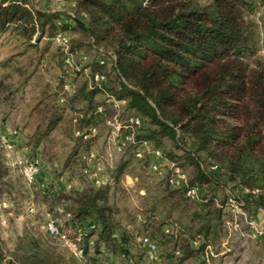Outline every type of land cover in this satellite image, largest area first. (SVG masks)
<instances>
[{
  "label": "trees",
  "instance_id": "16d2710c",
  "mask_svg": "<svg viewBox=\"0 0 264 264\" xmlns=\"http://www.w3.org/2000/svg\"><path fill=\"white\" fill-rule=\"evenodd\" d=\"M47 2L46 8H39L40 0H0V51L7 42L24 44L15 54L0 53L3 117L14 107L17 93L31 82L25 73L33 62L21 64L18 55L32 48L30 45L40 40L46 27L53 40L59 30L67 34L73 31L82 39L69 34L72 52L75 44L85 40L95 57L99 50L110 51L116 55V62L107 59L98 64L94 58L79 69L64 65L77 80L73 92L64 90V83L60 94L53 96H48L49 89L55 90L52 84L38 87L34 102L26 108L25 125L35 123L25 134L28 148L39 147L52 132L67 129L65 134L61 132L66 137L71 128L75 132L94 125L98 130V120L119 118L107 112L110 105L114 107V100L123 101L128 116L137 115L143 121L134 143L148 142L167 162L191 168V177L184 172L186 185L199 186L201 193L200 200L193 201L185 195V185L172 187L169 177L173 168L166 165L164 176L151 173L163 178L172 189L166 188L160 195V202L170 203V207L164 208L165 212L157 208L158 198L149 199V205L139 207V220L131 216L134 219L124 223L118 206L124 187L116 173L110 174L111 183L96 185L83 171L82 154L97 150L94 143L98 131L86 140L70 136L63 157L59 151H48L49 157L43 160L57 173L62 172L63 179L74 177L82 184L65 194L61 206L65 217L69 213L68 224L75 230L85 229L79 241L82 255L87 256L91 248L88 264H96L104 253L128 257L133 263V250L139 255L146 252L138 240L145 235L157 241L162 257L172 264L204 255L207 245H215L213 232L222 217V205L212 196L213 185L220 186L225 179L226 184L235 183L243 190L257 189L262 192L259 199L264 201V58L259 55L264 0H63L64 8L75 3L76 16L66 25L56 23L67 16L65 10L56 9V0ZM98 71L107 78L114 77L109 89L104 87L108 79L94 81L93 74ZM98 93H104L106 99L97 100ZM57 99L62 102L56 103ZM107 101L111 103L102 112H94L96 106ZM16 130L18 137L21 131ZM164 139L180 152L181 163L175 162L174 152L164 150ZM176 194L197 207L178 208L173 198ZM172 213L178 217L169 222ZM26 253L34 261L39 259L34 246ZM2 258L0 242V262ZM26 258H10L6 264H29ZM70 260L76 263L74 256ZM54 264L68 262L63 263L58 255Z\"/></svg>",
  "mask_w": 264,
  "mask_h": 264
},
{
  "label": "rangeland",
  "instance_id": "374dc122",
  "mask_svg": "<svg viewBox=\"0 0 264 264\" xmlns=\"http://www.w3.org/2000/svg\"><path fill=\"white\" fill-rule=\"evenodd\" d=\"M40 3L41 4L38 5L39 8H46L42 6V3L46 4L48 2L47 0H40ZM262 22L263 23L260 24L261 47L259 49V55L264 58V20ZM71 32L72 34H69L72 36L73 34L75 35L72 38H81L80 34H76L73 31ZM36 34L37 32H35V35ZM17 41L18 40H15V43L13 41L5 43L1 47V55L15 54L19 50H22L24 44L20 45ZM75 45L76 47L73 48V51L76 52L75 64L78 65L80 62H85L88 58L89 61L84 64H91L92 60L95 58V54L91 49L87 48L86 41L84 40L81 44L77 43ZM30 46L32 48L28 47L29 49L27 52L18 55V60L21 64L28 63L29 60L33 62L25 73L27 76L31 77V82L16 95L15 105L11 108L12 110L9 111L12 113V116L6 119L10 124V130H14L15 128H12V126L16 124L17 120L25 116L24 112L28 104H30L27 99H30L31 95H34L38 87L41 85L43 86L44 83L52 84L51 88H55V90L49 89L48 91L50 92L48 96H53V94L57 92L60 94L62 84L65 80H71L75 87L77 83L73 75L74 73L64 66L62 52L58 48L57 42L53 40L51 34L49 35V29L47 27L45 34L40 40L37 41L35 45ZM80 47L83 48L80 49ZM80 52L85 53V56H88L87 59H81L79 57ZM0 58L2 59V57ZM80 67L79 65V68ZM67 70H69V73L66 72ZM112 79H114V77L108 76V82L104 85L106 89H109L107 87L111 86ZM96 99L99 101L105 100L106 95L104 93H98ZM57 100L56 103L60 104L61 102ZM110 103L111 101H107L105 106ZM109 107L107 112L108 116L116 113L119 115V118L115 116V119L121 123H125L128 114L124 111L123 105L121 104L118 108L111 105ZM6 120L3 119V115L0 111V136L3 135L1 132V121L5 122ZM64 123L67 124L65 117ZM96 123H98V137L94 144L99 154L100 166L104 168L106 175L109 177L110 174L116 173L119 182L124 187L123 197L118 200V206L121 209L120 218H122L124 223L132 221L134 218H131V216L139 220L137 217L139 207L143 208L145 203L149 205V199L153 200L158 198V209L164 210V208H169L170 203H165L163 200L160 202V195L164 194L166 191L167 184L164 182L165 180L163 178H159L149 171L147 162L150 161V156H136L131 146L122 150L120 153L112 152L111 142L109 141L106 143L108 135L113 130L112 126L102 120H98ZM66 126L68 127L69 125L67 124ZM30 127L32 128V126ZM121 130L124 129L121 128ZM61 132L65 134L67 129L65 132H52L50 134L51 137H46L45 140L41 141L40 146L35 149L28 148L27 143H17L19 139L16 137H10L9 139L19 154L38 160L39 158L45 160L46 157H49L48 151L50 153L59 151L60 153L58 152V155L63 157L64 155L62 152L66 151L65 147H68L71 143L69 141L70 136L73 139H78L79 137L75 135L76 131L74 132L72 128L71 130L68 129L66 137L63 136ZM163 148L167 153L174 152L176 154V163L179 164L182 162L180 152L174 148L169 139H164ZM14 159L15 157L13 154L7 152L0 143V172L2 174V177H0V242L3 252V258L0 264H6V261L10 258L20 261L21 257L24 258L27 256L28 258L25 260H28L29 264H54L58 255L61 257L63 263L67 261L68 264H71L72 261H68V259L74 256L76 258L75 264H88L87 256L92 253L91 248L87 256L75 255L67 244L51 237L45 228L47 220L54 219L58 225L68 233L71 239L75 237L76 230L71 224H68V220L66 219L68 216L65 217L63 213L58 211V208L60 209L61 206H64V199H66L65 194L72 189L70 187L67 189L68 187H66V185L62 186V172L57 173V171L52 168V165H49V167H41L34 182L28 184L21 174L20 169L13 163ZM82 162L83 168H86L87 162L83 159ZM118 166H120L119 171L116 169ZM180 167L191 177V168ZM220 184V186L213 185V192L211 191L213 194L212 196L215 197V202L222 205L220 226L213 232L214 243L216 245L222 243L224 245L233 246L232 252H227L229 253L228 257L230 259V264H241L242 260L243 262L245 260L246 264H249V261L251 264H257L258 258L259 262L264 258V250L262 251L264 237L259 236L256 230L251 226L259 225L262 223L261 221H263L262 224L264 227V201L259 199L262 192L257 189L253 191H247V189L243 190L240 186L235 185V183L228 182L226 184L225 179H222ZM205 188L207 189V187H204V189ZM167 189L170 190L171 188L168 186ZM206 191L208 195L209 190L207 189ZM57 195H60L59 198ZM176 195L173 198H175V200L177 199L176 203L179 204L178 208L181 207L191 210L197 207L196 204L189 202L181 194ZM142 197H147L148 200L142 199ZM30 206H33V211L29 210ZM164 211L166 212V210ZM172 215L171 219L167 218L169 222L178 217L177 213H172ZM161 217L164 218L163 215H161ZM234 219L238 224L237 227H234L232 224ZM133 223L134 227H138V225H135V222L131 224ZM31 246H34L38 251L39 259L37 261H34L30 254L26 253ZM80 246L82 247L81 244ZM138 249L142 250L140 244ZM142 254L144 257V253ZM130 255L133 259L132 264H134V255L131 253ZM113 256L112 254L110 256H107L105 253L101 254L96 264H110L115 260ZM144 262L147 263V261Z\"/></svg>",
  "mask_w": 264,
  "mask_h": 264
},
{
  "label": "built area",
  "instance_id": "2783aa9c",
  "mask_svg": "<svg viewBox=\"0 0 264 264\" xmlns=\"http://www.w3.org/2000/svg\"><path fill=\"white\" fill-rule=\"evenodd\" d=\"M58 10H65L66 17L62 20H57V25H66L69 23L73 18H75V3L70 2V4L64 8L63 0H56ZM54 41L57 42L58 46L63 50L62 61L65 66H69L71 68L79 69V65L82 66L84 63L89 61V58L85 62H81L78 65L75 64V53L70 50V43H69V35L66 32H62L59 30L54 37ZM81 59H87L88 56H85L84 53L80 54L79 56ZM107 59L112 60L115 64L116 62V55L110 51L99 50L98 54L95 57V60L98 64H104ZM78 66V67H77ZM93 79L95 82H106L107 76L102 72H95L93 74ZM64 90L68 92L74 91V85L71 80H66L63 84ZM58 101L62 102V99H58ZM123 103V101H113V105L115 108H118ZM105 108L104 104H100L96 106L94 112H102ZM106 123L112 126L113 130L108 135L107 142H111L112 145V152L120 153L125 147L131 146L136 156L141 157L144 154L150 156L149 162V171L155 173L156 175L162 177L165 174V166L170 165L172 169V173L169 177V183L172 187H183L186 186L185 195L189 197L193 201H199L201 198L200 188L199 186H191L188 187L186 185V174L184 171L175 165L174 162H167L160 150L153 149L148 142L142 143L141 145H136L134 143V137L136 133H140L143 128V121L140 116L137 115H130L126 118L125 123H121L114 119L106 120ZM124 129V130H121ZM97 127L94 125L85 126L83 128L77 129L75 132L76 136L81 137L83 140L90 138L91 136L97 134ZM17 130H10L7 134H3L0 136V143L1 145L9 152L13 154L15 157L13 163L20 169L21 174L23 175L25 181L28 184H32L35 180L36 175L40 169V162L36 158H30L29 156L21 155L16 151L12 142L10 141V137H16ZM84 161L87 162V167L84 168V173L88 176V178L96 185H100L105 182H112L111 177L106 175L104 168L100 166V158L98 151L93 149L91 151L85 152L82 154L81 157ZM248 191V190H247ZM33 206L29 207L30 211H33ZM58 211L63 213L62 208H58ZM69 216V213H66ZM263 223V221H261ZM260 223L259 225L251 226L257 232V234L261 237H264V227L263 224ZM233 226L237 227L238 224L236 220H233ZM45 228L47 233L59 240L67 244L75 255L82 256V248L79 245V241L82 240V235L84 233L83 228H78L75 231V237L71 239L67 232L63 231V229L58 225L56 220L49 219L45 224ZM168 229H164V233H167ZM141 243V247L146 252H155L158 249V243L156 240L152 239L148 235L142 236L139 238ZM193 245L196 246V242H193ZM178 254V252H176ZM121 259V260H118ZM132 264V260L128 257H121L117 258L116 261L111 262L110 264Z\"/></svg>",
  "mask_w": 264,
  "mask_h": 264
},
{
  "label": "crops",
  "instance_id": "0c3cea01",
  "mask_svg": "<svg viewBox=\"0 0 264 264\" xmlns=\"http://www.w3.org/2000/svg\"><path fill=\"white\" fill-rule=\"evenodd\" d=\"M42 6H44V7L47 6V3L46 4L42 3ZM37 92H38V90L36 89L34 95H31V98L27 99L30 104H32L34 102ZM9 114L5 118L3 117V119L6 120L7 117L11 118L12 113L9 112ZM24 115L25 116H23L22 118L17 120L16 124L12 126V128L14 127L15 129H19L21 131V133L18 135V137H16L19 139V140H17V143H19V144H24L27 142V138H26L25 134H26V132L32 130V128L34 127V124H35L33 121V122H30V124L25 125V122L27 120V109L25 110ZM7 121L8 120H6L5 122L1 121L2 122L1 132L3 134H7L10 131V124ZM30 126H32V128ZM39 160H40V168L44 167V166L49 167V165L46 164L43 159L39 158ZM73 178L74 177H72L70 180L68 178H65V179L61 178L62 186L66 185V187H68L67 189H69V187L74 188V189L81 188L82 184L79 181H77L75 178L74 179ZM50 179H52V178H50ZM138 240H139V238H138ZM218 245H220V246H218ZM232 249H233L232 245H224L222 243H219L217 245L216 244L215 245L209 244L206 246L204 255H201L197 258L194 257V258H192V260H187L184 264H188V263L197 264L201 260H205L206 264H230L229 263L230 259H229L228 255L230 252H232ZM263 250H264V246H263L262 251ZM227 252H229V253H227ZM132 253L134 254V260H135L136 264H172L171 262H167V260H165L162 257V252H161L160 246L155 252H145L144 257L142 255L143 251L140 255H139L140 252L136 251V250H133ZM105 254L107 256L111 255L110 253H105ZM113 258L115 259L114 261H116L117 257L113 256ZM144 261H147V263H145ZM257 261H258L257 264H264V258H262L260 260V262H259V258H258ZM248 263L251 264L250 261ZM241 264H246L245 260H244V262L242 260Z\"/></svg>",
  "mask_w": 264,
  "mask_h": 264
}]
</instances>
